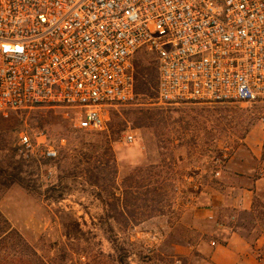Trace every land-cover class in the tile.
<instances>
[{
    "label": "rangeland",
    "instance_id": "1",
    "mask_svg": "<svg viewBox=\"0 0 264 264\" xmlns=\"http://www.w3.org/2000/svg\"><path fill=\"white\" fill-rule=\"evenodd\" d=\"M132 66L135 98L103 106L101 131L75 128L82 112L64 106L0 115V171L23 161L29 186L0 185V221L50 264H212L191 214L248 136L264 134V102L160 104L155 56L138 51ZM253 218L240 217L264 225L260 209Z\"/></svg>",
    "mask_w": 264,
    "mask_h": 264
},
{
    "label": "built area",
    "instance_id": "2",
    "mask_svg": "<svg viewBox=\"0 0 264 264\" xmlns=\"http://www.w3.org/2000/svg\"><path fill=\"white\" fill-rule=\"evenodd\" d=\"M143 50L160 104L264 102V0H0V115L64 106L101 131L103 106L134 100Z\"/></svg>",
    "mask_w": 264,
    "mask_h": 264
},
{
    "label": "crops",
    "instance_id": "3",
    "mask_svg": "<svg viewBox=\"0 0 264 264\" xmlns=\"http://www.w3.org/2000/svg\"><path fill=\"white\" fill-rule=\"evenodd\" d=\"M245 143L191 214L199 233L194 247L212 264H264V225L240 219H254L258 209L264 214V134Z\"/></svg>",
    "mask_w": 264,
    "mask_h": 264
},
{
    "label": "trees",
    "instance_id": "4",
    "mask_svg": "<svg viewBox=\"0 0 264 264\" xmlns=\"http://www.w3.org/2000/svg\"><path fill=\"white\" fill-rule=\"evenodd\" d=\"M23 161H15L9 164V168L0 171V185L8 187L18 185L29 190L26 179L22 176ZM126 190L124 191V195ZM122 216L121 214H117ZM0 223V264H50L41 258L37 252L28 246L16 231L8 226L7 221L1 217ZM70 237V233L66 232ZM62 253H65L64 251Z\"/></svg>",
    "mask_w": 264,
    "mask_h": 264
}]
</instances>
